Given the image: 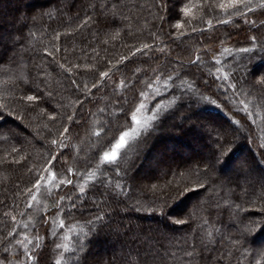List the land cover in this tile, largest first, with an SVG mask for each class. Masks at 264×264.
I'll return each mask as SVG.
<instances>
[{
	"label": "trees",
	"instance_id": "obj_1",
	"mask_svg": "<svg viewBox=\"0 0 264 264\" xmlns=\"http://www.w3.org/2000/svg\"><path fill=\"white\" fill-rule=\"evenodd\" d=\"M161 2L0 0V28L9 26L0 52V260L19 251L26 264H264V223L241 232L264 219V172L252 173L264 170V13L221 23L228 0ZM141 118L117 161L102 162ZM147 155L156 163L143 180ZM48 170L55 185L36 214ZM32 213L29 258L15 248ZM95 247L110 251L92 255Z\"/></svg>",
	"mask_w": 264,
	"mask_h": 264
},
{
	"label": "snow or ice",
	"instance_id": "obj_2",
	"mask_svg": "<svg viewBox=\"0 0 264 264\" xmlns=\"http://www.w3.org/2000/svg\"><path fill=\"white\" fill-rule=\"evenodd\" d=\"M167 3V0H162L161 2V7H163L165 4ZM219 7L224 11V13L226 15H229V20H224V21H220L221 23H229L231 20V16L236 15V16H241V15H246L247 13H252L257 11V9L261 10L262 13H264V0H228V3H221L219 5ZM243 7L244 9H246V12H241L240 8ZM183 11L185 13H188L191 11L190 6H186L184 7ZM209 26H211V22H209ZM177 28H182L183 25L182 24H177L176 25ZM193 31H195V29H193ZM117 35H119V33H117ZM253 39L255 40L256 38L253 37ZM150 46L145 44L143 45V49H137L136 51L140 52L143 50L148 49ZM243 52H248L250 51V49H242ZM133 55H135V53H133ZM122 60L127 59V57H121ZM197 60H199V57L196 58ZM100 77L103 79H107L109 77V72H100ZM121 83H123V81H121ZM259 83L264 86V79H261L259 81ZM93 88H97L98 85L93 84L92 86ZM233 87H235V85H233ZM27 101L29 102H33L36 101L38 99L37 95H27ZM23 99V98H22ZM55 119V118H53ZM69 120L72 119L71 116L68 117ZM133 120H136V117L133 116L132 117ZM139 122V121H137ZM65 131H68L67 129H65ZM129 135V133L125 132L123 133V135L120 136L119 138V142L115 145V147L113 148V150L111 152H105L103 154V160L102 162H107V163H113L117 161V157H118V150L121 149L122 147L125 146L126 144V139L125 137H127ZM53 145H57L58 141L57 140H52L51 142ZM261 147H264V145H261ZM230 151L228 149L222 150L220 151V155L217 157L216 163H219V161L221 160V158L227 154V152ZM53 160H55V158H53ZM120 165L117 164V172L119 171ZM215 169V164L213 163H209L208 164V168L206 169V174L207 171L210 170H214ZM53 176H55V173H53ZM68 183L71 184L72 181L71 180H67V181H61V184L63 183ZM40 187V183L37 182L36 188L39 189ZM201 187H207L206 185H201ZM85 189L84 187H80L79 192L80 193H84ZM183 191H186V189L184 190H179L178 191V195H182ZM33 199H35V197H33ZM57 207H59V205H56ZM164 207H160L159 209H153V210H158V211H163ZM262 212H264V209L261 210ZM15 219V218H13ZM177 223H183V221H176ZM61 223H63V221H61ZM241 223H243V221H241ZM264 223V219H261L259 221L257 220H250L248 221V223L244 226V228L241 230L242 235H246L247 233L252 232L256 226H258L259 224ZM9 236L12 235V233L8 234ZM6 243H11V241H6ZM17 244H21L22 241L17 240L16 241ZM38 246V245H37ZM4 252L7 253L9 251V249L7 247H4ZM25 255H27L29 258H31V254L27 252V246L25 245ZM0 264H5L4 260H0ZM57 264H59V262H57ZM137 264H148L147 260H137Z\"/></svg>",
	"mask_w": 264,
	"mask_h": 264
},
{
	"label": "rangeland",
	"instance_id": "obj_3",
	"mask_svg": "<svg viewBox=\"0 0 264 264\" xmlns=\"http://www.w3.org/2000/svg\"><path fill=\"white\" fill-rule=\"evenodd\" d=\"M2 11H4V10H1V13H0V24H3V22H4L3 20H4V17H5L4 12L2 13ZM7 28H9V26ZM7 28H6V25H5V28H4V26H3V28H0V52L3 51L2 49H4L3 48V43H4L3 40L4 39H7V37H8L7 33L5 32L7 30ZM3 30H5V31H3ZM138 121L139 122L136 121V125L134 126V128H132L128 132L129 135L127 137H125L126 142H127V139H132L134 137V135L144 125L143 124L144 119L141 118ZM171 123H172V121H171ZM178 142L181 144L182 147H184V149L187 148L183 142H181L179 140H178ZM160 145L161 146H158L159 148H161L163 146L162 144H160ZM88 151H89V148H87L86 152L88 153ZM205 154H202V156H204ZM178 155L183 156L181 154H178ZM186 155H188V154L186 153L184 156H186ZM195 157H197V156H195ZM142 161H143V166L142 167L140 166L138 168L139 169L138 170V175H139V177L141 179L144 180V179H147V175H149L148 174L149 171H150L149 168L150 167H154V165L156 163V157H155V155H147V156L143 157ZM159 161H160L161 164H163L162 162H164L162 158H159ZM235 164H236V167L235 168H237L239 170H242L243 168L245 169V165L243 164V162L241 160H239V159L236 160L235 161ZM230 171H232V170H230ZM263 172H264L263 169L252 170L253 175L254 174H257L258 176L263 175ZM233 174L234 173L231 172L230 175L233 176ZM38 182L40 183V187H39V189L36 188L35 195H34L35 199L32 200V203L35 206V208L33 206V208H34L33 212H35L36 214H38L39 210L41 211V207H42L43 201H44V198L43 197L55 185L54 184L53 172L48 170L46 172V174L43 177H41V179ZM34 216H35V218H37L36 215L34 213H32V214H30V216L27 217V219L22 220L21 226H20L21 227V230H22V233L18 236L19 237V240L22 241V243L21 244H18L16 246V248H15V249H17L19 247L21 253L24 256H26V257H27V255H25V245L27 246V252L29 253L30 250L32 249V245H33V240H32L33 234H32L31 231H30V233L26 234L25 233V231H26L25 230V227H28V224H29V226L32 225V220L34 219ZM65 235H68V233H66ZM109 246L112 249V246L113 245H112L111 242L109 243ZM110 247H108L107 250L104 249V247H102L101 250L98 247L97 248L95 247V248L92 249L93 252L91 254L93 255V254L98 253L100 251L101 252L110 251L109 250ZM25 259L26 258L25 257H21L19 251H17L16 254H15V257L10 258L9 260H8V258L1 259V260H4L5 264H26L27 262H23V261H25Z\"/></svg>",
	"mask_w": 264,
	"mask_h": 264
}]
</instances>
